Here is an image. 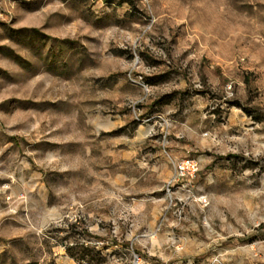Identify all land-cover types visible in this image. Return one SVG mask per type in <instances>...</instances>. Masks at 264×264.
Listing matches in <instances>:
<instances>
[{"label":"rangeland","instance_id":"rangeland-1","mask_svg":"<svg viewBox=\"0 0 264 264\" xmlns=\"http://www.w3.org/2000/svg\"><path fill=\"white\" fill-rule=\"evenodd\" d=\"M0 264H264V0H0Z\"/></svg>","mask_w":264,"mask_h":264},{"label":"built area","instance_id":"built-area-1","mask_svg":"<svg viewBox=\"0 0 264 264\" xmlns=\"http://www.w3.org/2000/svg\"><path fill=\"white\" fill-rule=\"evenodd\" d=\"M195 167L196 165L193 161H185L178 167V170L181 173L187 172L188 174H192L196 170Z\"/></svg>","mask_w":264,"mask_h":264}]
</instances>
